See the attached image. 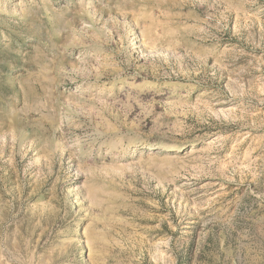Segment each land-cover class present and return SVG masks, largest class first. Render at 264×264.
I'll use <instances>...</instances> for the list:
<instances>
[{"label":"rangeland","instance_id":"rangeland-1","mask_svg":"<svg viewBox=\"0 0 264 264\" xmlns=\"http://www.w3.org/2000/svg\"><path fill=\"white\" fill-rule=\"evenodd\" d=\"M0 264H264V0H0Z\"/></svg>","mask_w":264,"mask_h":264}]
</instances>
